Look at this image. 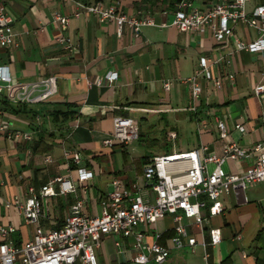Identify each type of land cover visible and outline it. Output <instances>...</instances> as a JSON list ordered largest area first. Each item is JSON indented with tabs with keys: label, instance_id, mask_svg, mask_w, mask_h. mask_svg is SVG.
Wrapping results in <instances>:
<instances>
[{
	"label": "crops",
	"instance_id": "obj_1",
	"mask_svg": "<svg viewBox=\"0 0 264 264\" xmlns=\"http://www.w3.org/2000/svg\"><path fill=\"white\" fill-rule=\"evenodd\" d=\"M74 1L112 6L125 16L148 18L155 25L141 27L136 36L123 26L117 35L112 22H99L79 10L78 16L73 17L77 11ZM177 1L0 0L11 20L13 35L10 48L0 49V66L7 67L11 84L51 76L56 81L55 93L38 103L6 102L0 94V118L7 130L30 135L26 142H14L0 133V225L14 229L10 236L14 245L30 239L33 228L24 224L12 208L5 209L4 204L13 198L24 200L27 187L36 194L56 177H67L75 186L73 194L40 199L38 226L45 232L62 222L75 200L82 201V214L97 216L99 203L110 191L113 178H119L131 194L151 198V192L143 185L142 168L154 155L185 152L204 145L206 151L200 153L201 158L219 156L226 142L248 150L261 141L264 94L255 97L253 88L264 82V51L230 53V42L215 44L206 28L201 32H178L169 26ZM188 1L198 12H205L213 4V0ZM262 3L264 0H250L245 13L248 15ZM55 14L68 19L65 32H60L53 22ZM231 29L243 42L255 38L254 31L245 26L234 25ZM58 36L68 38L71 49L58 46ZM218 55H223L224 62L211 69V75L230 73L233 80L224 81L217 90L200 80L201 93L193 105L187 87L179 80L192 75L198 57ZM110 72L117 75L112 84L103 79ZM164 82L169 83L166 91L162 89ZM66 111L71 114L64 116ZM114 117L128 118L136 126L141 123L156 127L158 137L152 139L151 145L159 153L145 156L133 146V141H112L111 147L104 146ZM213 118L223 123L225 139H219ZM235 125L242 126L243 133H237ZM171 133L174 139L168 138ZM138 137L140 134L135 141ZM180 137L186 144L173 145ZM169 144L171 147L167 148ZM64 150L78 154L77 166L64 160ZM254 157L250 154L244 160L225 161L221 168L225 174H240ZM79 168L92 174L84 192L82 185L75 182V170ZM211 168L208 164L207 169ZM52 188L56 191L55 184ZM219 202V215L206 218V211H200L206 218L201 237L191 220L180 219L196 242L201 238L207 241L208 230L218 229L219 243L204 249L196 245L193 249L170 250L162 264H264V183L249 185L242 193L228 192L220 196ZM173 226L170 215L158 219L146 226L145 241L151 242L152 234L158 233L157 243L169 246ZM132 244L130 236H100L99 246L94 249L96 264H133Z\"/></svg>",
	"mask_w": 264,
	"mask_h": 264
},
{
	"label": "built area",
	"instance_id": "obj_2",
	"mask_svg": "<svg viewBox=\"0 0 264 264\" xmlns=\"http://www.w3.org/2000/svg\"><path fill=\"white\" fill-rule=\"evenodd\" d=\"M249 1L213 0L208 10L198 12L188 0H178L174 5L169 26L178 32H201L206 28L215 44L230 42V53H261L264 51V3L255 6L247 15L245 5ZM73 3L77 10L73 17H77L82 11L95 16L99 22H112L117 35L123 26L136 36L141 27L155 25L148 18L125 16L112 6L102 7L99 3L83 5L76 1ZM52 20L60 32L66 31L67 18L55 14ZM10 23V18L0 5V49H8L12 44ZM234 25L252 29L255 38L249 42L237 39L231 29ZM55 43L64 50H69L72 46L70 40L63 36H58ZM223 62V55L214 58L198 57L192 75L179 80V83L187 87L193 105L201 93L200 80L208 83L214 90L221 88L224 81L233 80L230 73L220 72L215 76L211 75L210 70L221 66ZM263 77L264 70L261 73V78ZM116 78L115 72L107 73L103 77L108 84H112ZM55 82V78L51 76L36 82L11 84L7 67L0 66V94L9 102L31 104L44 101L55 93ZM96 84L98 85L99 81ZM168 87V82L162 84L163 90H168ZM262 94L264 82H259L253 88V95L259 97ZM213 119L219 139H225L223 123L217 118ZM111 125L112 132L110 138L103 141L104 146L111 147L112 141L127 144L138 136L137 126L128 118L114 117ZM234 130L239 134L244 131L240 125H235ZM0 133H4L6 138L14 142L30 140L27 133L7 130L1 118ZM174 137V134H169L170 139ZM263 144L264 126L261 129V141L248 150L238 147L234 142H226L219 156L206 155L201 158L200 153L206 151L204 145L185 152L154 155L142 168L143 185L151 192V198L140 193L131 194L122 187L119 178H113L110 191L99 203L97 216L82 214V201L75 200L62 222L45 232L38 226V219L41 216L40 199L73 194L75 186L67 177H56L41 186L36 194L31 187H27L28 196L24 200L13 198L5 202L4 208H12L24 224L30 225L33 228L32 235L30 239L14 245L10 238L14 229L11 226L0 225V264H96L94 249L98 248L102 235L132 237L130 261L133 264H162L170 250H179L183 247L193 249L196 245L202 249L206 246H215L220 240L218 229L208 230L207 241L201 238L196 242L194 237L188 235L187 226L181 225L180 219L191 220L201 237L205 219L222 212L219 202L221 195L228 192L242 193L249 185L264 183ZM250 154H254L255 157L243 172L224 173L221 168L223 162L244 160ZM62 156L68 164L77 166L80 162L78 154L68 150H64ZM208 164L212 165L210 170L207 169ZM91 177L90 171L83 168L75 170V182L82 185L83 192L86 189V182ZM54 184L56 191L52 188ZM201 210L206 211V218L201 215ZM166 215L172 216L174 222L169 246L157 243L160 238L158 233H153L152 241L147 243L146 226L154 224Z\"/></svg>",
	"mask_w": 264,
	"mask_h": 264
},
{
	"label": "rangeland",
	"instance_id": "obj_3",
	"mask_svg": "<svg viewBox=\"0 0 264 264\" xmlns=\"http://www.w3.org/2000/svg\"><path fill=\"white\" fill-rule=\"evenodd\" d=\"M157 128L154 126H145L144 124L139 123L137 125V134L141 137H138V141L133 140L132 144L135 148L138 150H142L145 154V156L154 155L155 153H159L157 150H155L154 146L151 145L152 139L155 137H158L157 134ZM161 132V130H159ZM168 131V129L166 130ZM159 132V133H160ZM151 140V141H150ZM185 139L178 138L176 142L173 143V145H180V144H186ZM171 147V144L167 145V148Z\"/></svg>",
	"mask_w": 264,
	"mask_h": 264
},
{
	"label": "trees",
	"instance_id": "obj_4",
	"mask_svg": "<svg viewBox=\"0 0 264 264\" xmlns=\"http://www.w3.org/2000/svg\"><path fill=\"white\" fill-rule=\"evenodd\" d=\"M5 100V99H4ZM7 102V100H5ZM19 105H25V104H19ZM12 109V108H11ZM71 113L69 111H66L63 113L64 116H69ZM169 138V137H168Z\"/></svg>",
	"mask_w": 264,
	"mask_h": 264
}]
</instances>
